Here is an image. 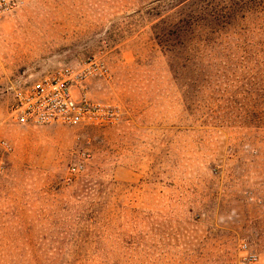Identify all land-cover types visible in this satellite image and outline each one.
Wrapping results in <instances>:
<instances>
[{
    "label": "rangeland",
    "instance_id": "rangeland-1",
    "mask_svg": "<svg viewBox=\"0 0 264 264\" xmlns=\"http://www.w3.org/2000/svg\"><path fill=\"white\" fill-rule=\"evenodd\" d=\"M63 67L91 68L120 122L13 123L14 88ZM245 243L264 264V0H25L0 18V264H241Z\"/></svg>",
    "mask_w": 264,
    "mask_h": 264
},
{
    "label": "built area",
    "instance_id": "built-area-1",
    "mask_svg": "<svg viewBox=\"0 0 264 264\" xmlns=\"http://www.w3.org/2000/svg\"><path fill=\"white\" fill-rule=\"evenodd\" d=\"M25 0H0V18L20 10ZM92 67L103 72L104 66ZM91 68L74 70L63 67L36 80L27 81L14 88L10 105V118L21 127L44 125L109 127L121 120L118 106L94 100L87 92L86 80ZM2 146L10 151V145ZM83 168L80 163L71 168L73 173ZM241 264H257L259 257L248 244L241 245Z\"/></svg>",
    "mask_w": 264,
    "mask_h": 264
}]
</instances>
